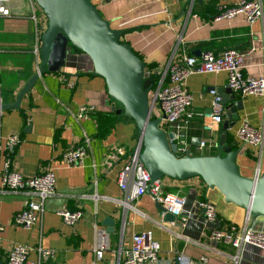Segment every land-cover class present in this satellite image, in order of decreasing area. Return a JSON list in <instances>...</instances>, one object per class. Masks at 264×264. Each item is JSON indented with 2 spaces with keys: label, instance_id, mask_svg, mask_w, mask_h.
Returning a JSON list of instances; mask_svg holds the SVG:
<instances>
[{
  "label": "crops",
  "instance_id": "crops-1",
  "mask_svg": "<svg viewBox=\"0 0 264 264\" xmlns=\"http://www.w3.org/2000/svg\"><path fill=\"white\" fill-rule=\"evenodd\" d=\"M91 1L114 27L124 29L121 38L129 42L134 50L140 51L145 61L164 66L175 47L176 58L183 50L189 54H196V49H211L217 53L235 47L243 53L244 74L264 75V0L262 16L252 22L241 14L233 18L214 19L209 13L195 11L205 3L213 8L220 2L233 3L237 0ZM30 3V0H7L10 14L0 15L2 102L15 99L18 89L40 62V53L35 50L41 43L39 26L43 30L47 19L38 7V20H33ZM197 42L203 44L193 46ZM191 46L193 48L190 50ZM92 69L89 57L69 46L60 69L40 74L31 89L22 96L19 108L0 110L1 141L4 142L12 132L19 134L20 139L13 154L15 168L25 175H32L48 165L54 171L56 187L55 194L45 200L41 217L30 228L11 222L13 213L22 207L28 194L12 191L0 193V223L4 225L0 232V260L4 258L5 247L10 243L23 242L31 247L40 244L55 249V256L41 264H114L119 246L129 245L133 233L149 231L160 244L156 264H163L174 256L179 257L180 264H193L192 259L201 254L207 256L210 264H234L232 256L237 249L231 243L210 238L208 230L210 227H224L231 222L241 223L246 209L225 201L222 193L216 187L207 186L200 176L182 180L164 176L167 187L179 190L184 195L182 215L186 216V220L183 225L163 220V211L147 193L129 198L127 190L119 187L117 172L124 158L118 157L108 166L101 163L112 145H121L126 149L139 147L140 133L133 119L121 115L105 137H98L94 135L96 123L89 114L76 116L81 104L100 110L121 108L108 95L104 78L93 74ZM61 76L64 80L60 79ZM67 81H73V86H68ZM185 86L192 95L194 110L185 129L187 149L191 154H214L218 150L223 120L214 122L212 129H205L203 125L209 120L206 113L210 111L216 93L212 87L228 88L226 72L191 73L185 78ZM238 97L242 107L238 109L239 118L230 131L234 133L243 120L262 127L264 131V95ZM202 140L205 145L200 146ZM82 141H87L84 163H63L62 151ZM246 148L238 150L237 162L242 174L253 176L258 161L251 148ZM263 165L264 140L259 173ZM82 192L96 193L98 196L78 197ZM200 199L214 203L215 220L204 219L198 208ZM64 207H79L83 214L74 224H67L57 212ZM106 216L114 220V231L107 232L109 246L94 251L93 225L96 223L106 230L103 224ZM260 219L257 225L264 228V218ZM30 257H36L34 248L30 250ZM237 264H264V248L244 242L239 249Z\"/></svg>",
  "mask_w": 264,
  "mask_h": 264
},
{
  "label": "built area",
  "instance_id": "built-area-1",
  "mask_svg": "<svg viewBox=\"0 0 264 264\" xmlns=\"http://www.w3.org/2000/svg\"><path fill=\"white\" fill-rule=\"evenodd\" d=\"M31 17L38 20L39 10L35 0H30ZM218 12L214 19L233 18L236 15H243L248 22H252L262 16L263 0H237L233 3H218ZM40 8V7H39ZM10 14L7 0H0V15ZM264 49V32L263 45ZM38 48L35 50L37 51ZM174 48L164 66L155 65L152 69H145L150 74L157 75L156 85L152 90V107L150 115L159 118L158 125L166 132H172L171 141L176 144V153L184 154L187 150L186 125L193 117L192 95L185 86V78L194 72H218L225 71L227 85L238 95L258 94L264 95V75L251 76L242 71V52L234 47H228L220 52L211 49H201L199 54H189L181 51L176 58ZM64 80V77H60ZM68 86H73V81H67ZM214 90V89H212ZM215 91V90H214ZM216 92V91H215ZM157 106L156 110L155 107ZM94 109L92 105L81 104L77 108V117L88 115ZM225 105L222 96L214 93L210 111L206 113L209 120L204 123L205 129H212L213 123H220L223 120ZM1 112V111H0ZM234 137L238 143L237 149L246 150L251 148L253 156L258 161L256 173L260 171V158L262 155V145L264 131L262 127L251 125L243 120L234 131ZM87 140V137H84ZM19 134L12 132L8 134L4 142L0 137V193L4 191L25 192L28 198L22 207L13 213L11 222L24 228L32 227L41 217L45 200L54 195L55 174L50 166H46L42 171L32 175H25L18 171L13 162V154L19 142ZM87 141L77 142L61 153L62 162L67 165H82L84 163L87 150ZM215 144H217L215 142ZM200 146L205 145V141H200ZM139 147L126 149L121 145H112L104 155L103 165H111L118 157L124 158V163L117 172V182L120 188L127 190L128 197L134 198L147 193L152 200L160 202L164 208L173 213L175 221L180 225L185 224L186 216L182 215L185 202L184 195L179 190L167 189L164 176L150 180V174L139 158ZM94 197L98 194L82 192L78 197ZM95 197V198H96ZM198 208L202 212L206 221H213L217 218L216 207L208 199H200ZM62 220L67 224H74L83 214L79 207L61 208L58 211ZM262 216L253 215L246 210V214L241 223H228L224 227H210L208 236L217 240L231 243L237 252L232 256L234 264H237L239 249L244 242H249L264 248V228L258 226ZM4 225L0 223V232ZM95 240L92 245L94 251L107 248L109 237L105 229L93 225ZM34 248L36 257H30V250ZM160 244L152 237L149 231L135 232L131 236V243L125 247L119 246L114 264H156L159 259ZM4 258L0 264H41L45 260L55 256V249L37 245L31 247L23 242H12L5 247ZM178 257V256H177ZM179 259V257H178ZM193 264H210L205 254L192 259Z\"/></svg>",
  "mask_w": 264,
  "mask_h": 264
},
{
  "label": "water",
  "instance_id": "water-1",
  "mask_svg": "<svg viewBox=\"0 0 264 264\" xmlns=\"http://www.w3.org/2000/svg\"><path fill=\"white\" fill-rule=\"evenodd\" d=\"M35 1L47 19L38 47L40 62L13 101H0V110L19 108L22 96L38 76L47 70H59L68 47H75L89 57L92 73L104 78L108 95L122 105V115L135 122L140 133L138 155L151 181L162 176L180 180L200 176L207 186L216 187L225 201L264 218V167L253 176L242 174L237 162L238 149L226 145L227 130L239 118L238 109L242 107L240 98L228 85L227 89L212 87L221 94L225 105L217 152L191 154L187 149L184 154H177L176 144L171 141L172 132H166L158 125L159 118L150 115L151 74L145 69V60L121 38L124 29L114 27L91 0ZM199 52L196 49L195 53ZM157 203L163 211L162 219L175 221L176 216ZM103 224L107 232L114 231L111 216L104 217ZM163 264H180V261L174 256Z\"/></svg>",
  "mask_w": 264,
  "mask_h": 264
},
{
  "label": "trees",
  "instance_id": "trees-1",
  "mask_svg": "<svg viewBox=\"0 0 264 264\" xmlns=\"http://www.w3.org/2000/svg\"><path fill=\"white\" fill-rule=\"evenodd\" d=\"M195 11L197 13L206 12V13H209V15L213 17L218 12V6H214L213 8H210L208 6V4L205 3L201 8L196 9ZM39 30H40V35H41L43 30L41 29L40 26H39ZM201 44H203V42H197L193 46H199ZM246 45H247V43H246ZM192 48L193 47L191 46L190 50ZM134 52L140 58L144 59L143 58V54L140 51L134 50ZM155 65L156 64H155L154 61H145L146 69H152V67H154ZM156 78H157V75L155 73H152L151 74V88L155 87ZM122 111H123L122 105H121V108H113V109H110V110L92 109L91 111H89L90 117H92L93 120L96 123V131H95L94 135L98 136V137H105L110 132V130L114 126L115 122L122 115ZM23 116H24V114H23ZM226 136H227L226 145H230L231 148H237L238 147V143L235 140L234 133H232V131H230V128L227 130V135ZM166 188L167 189H171L170 187H166Z\"/></svg>",
  "mask_w": 264,
  "mask_h": 264
},
{
  "label": "rangeland",
  "instance_id": "rangeland-1",
  "mask_svg": "<svg viewBox=\"0 0 264 264\" xmlns=\"http://www.w3.org/2000/svg\"><path fill=\"white\" fill-rule=\"evenodd\" d=\"M37 6H38V4H37ZM39 7V6H38ZM148 95H149V97H151L152 96V90H149V93H148ZM156 108H157V106L155 107V110H156ZM263 167H264V165H263Z\"/></svg>",
  "mask_w": 264,
  "mask_h": 264
}]
</instances>
